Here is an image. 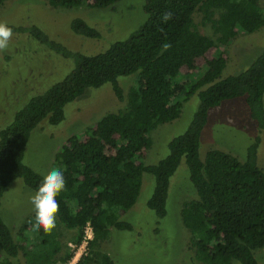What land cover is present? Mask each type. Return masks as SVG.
I'll list each match as a JSON object with an SVG mask.
<instances>
[{"label": "trees", "instance_id": "16d2710c", "mask_svg": "<svg viewBox=\"0 0 264 264\" xmlns=\"http://www.w3.org/2000/svg\"><path fill=\"white\" fill-rule=\"evenodd\" d=\"M7 1L0 0V6ZM47 1L53 7L107 8L120 0ZM262 1L145 0L144 22L128 37L93 54L69 48L37 25H8L72 58L74 64L63 79L32 96L0 130V264H16L14 260L22 258L25 264L67 263L74 250L63 242L62 228L74 231V243L80 245L88 223L94 238L76 264H92L95 257L100 264H119L96 248L108 239L111 227L133 229L120 215L137 203L146 174L155 181L147 204L161 221L167 214L171 178L182 162L196 193L181 209L193 259L201 264H261L256 252L264 250V169L258 163L264 131V50L246 69L227 76L223 72L230 61L227 49L238 35L264 27ZM166 11L173 18L165 23L161 15ZM197 15L200 24L211 25L215 37L202 32ZM70 28L78 35L101 36L81 16L72 19ZM164 43L171 47L163 50ZM132 75L135 84L125 93L121 79ZM105 84L125 107L104 115L83 136H70L57 151L54 168L64 170L66 190L56 197V228L51 234L33 231V213L15 237L1 214L3 195L19 178L37 191L45 177L24 161L33 130L45 120L61 123L69 103ZM195 94L199 105L187 129L169 142L165 157L148 164L152 132L179 118ZM242 97L259 128L246 158L217 148L203 158L201 141L210 109Z\"/></svg>", "mask_w": 264, "mask_h": 264}, {"label": "rangeland", "instance_id": "374dc122", "mask_svg": "<svg viewBox=\"0 0 264 264\" xmlns=\"http://www.w3.org/2000/svg\"><path fill=\"white\" fill-rule=\"evenodd\" d=\"M144 2L120 0L107 8L87 5L64 8L53 7L47 0H10L0 6V22L14 26L37 25L69 48L93 54L107 49L113 41L128 37L144 22ZM79 16L100 31V38L78 35L71 30L72 19ZM196 20L203 33L215 37L210 24H200L201 16L198 15ZM227 50L230 61L223 76L246 69L264 50V27L254 33L239 34ZM73 62L72 58L63 57L28 33L13 32L8 49L0 51V130L14 119L16 112L32 96L63 79ZM135 81V75L121 79L125 93ZM125 104L114 94L110 84L89 88L66 106L65 119L61 123L51 125L45 120L33 130L25 163L45 176L54 168L55 155L70 136H83L85 130L100 118L118 111ZM198 105L199 97L195 94L185 102L179 118L159 125L152 132L153 146L146 159L148 164H155L167 155L169 142L187 129ZM258 134V125L252 119L245 99L225 100L209 111L202 134L201 155L204 158L209 149L217 148L245 159L248 147ZM261 138L258 163L264 169V131ZM154 185L153 176L146 174L137 203L120 215L132 224L133 229L111 227L108 239L96 250L109 253L119 264H201L192 257L190 233L181 219L183 203L196 195L187 164L182 162L171 178L167 214L161 221L147 204ZM35 192L19 178L10 183L3 195L1 214L15 237L25 218L35 213L30 202ZM62 229L63 242L71 248L75 232ZM256 256L264 264V250H258ZM21 260L14 261L25 264L24 259ZM92 264H100L99 258L95 257Z\"/></svg>", "mask_w": 264, "mask_h": 264}, {"label": "clouds", "instance_id": "9594fccd", "mask_svg": "<svg viewBox=\"0 0 264 264\" xmlns=\"http://www.w3.org/2000/svg\"><path fill=\"white\" fill-rule=\"evenodd\" d=\"M172 18L173 13L171 11H166L161 15V20L165 23ZM12 35L13 29L5 22H0V51L8 49ZM170 47V43H164L162 45L163 50H167ZM65 190L66 179L64 170L60 168L51 169L43 178L35 194L30 198V202L34 206L35 211V222L32 226L33 231L43 229L45 233L51 234L56 228L57 214L60 210V205L56 197Z\"/></svg>", "mask_w": 264, "mask_h": 264}, {"label": "built area", "instance_id": "2783aa9c", "mask_svg": "<svg viewBox=\"0 0 264 264\" xmlns=\"http://www.w3.org/2000/svg\"><path fill=\"white\" fill-rule=\"evenodd\" d=\"M86 235L80 245L70 243L71 248L74 250V256L67 262V264H76L82 256L88 253L89 241L94 238V231L90 223L86 226Z\"/></svg>", "mask_w": 264, "mask_h": 264}]
</instances>
